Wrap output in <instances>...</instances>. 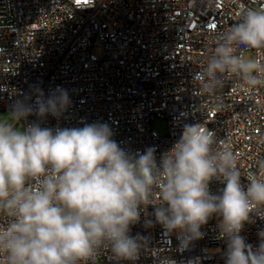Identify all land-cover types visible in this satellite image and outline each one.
<instances>
[{
	"label": "built area",
	"instance_id": "built-area-1",
	"mask_svg": "<svg viewBox=\"0 0 264 264\" xmlns=\"http://www.w3.org/2000/svg\"><path fill=\"white\" fill-rule=\"evenodd\" d=\"M264 9V0H0V112L39 88L47 97L56 87L72 101L57 119L36 114L23 125L72 128L107 123L122 148H156V157L180 139L185 124L199 123L230 145L241 182L264 178V86L245 92L233 77L215 93L202 92L194 76L206 66L217 34L239 22L243 10ZM101 47L104 57L93 49ZM264 58V49L242 50ZM31 102V101H30ZM156 119L168 134L152 128ZM224 185L216 180L210 190ZM153 211L148 207L147 213ZM134 225L132 235L147 238L135 264H225L226 242L218 239V217L202 226L204 237L182 247L159 224ZM154 219V217H149ZM11 219L0 213V225ZM264 219L253 216L241 233L255 246ZM86 264L117 262L101 248Z\"/></svg>",
	"mask_w": 264,
	"mask_h": 264
},
{
	"label": "clouds",
	"instance_id": "clouds-1",
	"mask_svg": "<svg viewBox=\"0 0 264 264\" xmlns=\"http://www.w3.org/2000/svg\"><path fill=\"white\" fill-rule=\"evenodd\" d=\"M252 49H264V9L243 10L239 22L217 34L194 76L200 90L215 93L233 77L245 92L264 86V58L238 54ZM33 96L16 101L10 120L0 122V213L11 217L0 225V264H86L101 248L135 264L148 243L131 234L142 212L145 228L159 224L182 247L202 239V226L218 217L225 264H264V231L255 246L241 235L253 216L264 219V178L250 174L242 184L234 152L212 130L185 124L158 160L155 147L122 148L107 123L20 124L33 114L59 119L72 103L59 86ZM213 180L224 185L218 194L210 190Z\"/></svg>",
	"mask_w": 264,
	"mask_h": 264
},
{
	"label": "rangeland",
	"instance_id": "rangeland-1",
	"mask_svg": "<svg viewBox=\"0 0 264 264\" xmlns=\"http://www.w3.org/2000/svg\"><path fill=\"white\" fill-rule=\"evenodd\" d=\"M93 53L99 57L103 58L104 57V50L101 47H96L93 49ZM245 60H250L254 59V54L253 52H246L243 57ZM10 120V114L8 112H0V122H8ZM20 124L23 125L22 122ZM19 126V125H18ZM152 128L153 130L160 136H166L168 134V124L167 121L164 119H156L152 123Z\"/></svg>",
	"mask_w": 264,
	"mask_h": 264
}]
</instances>
